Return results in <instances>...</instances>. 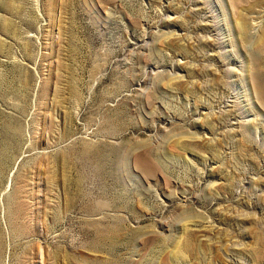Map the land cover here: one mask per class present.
<instances>
[{"label":"rangeland","instance_id":"374dc122","mask_svg":"<svg viewBox=\"0 0 264 264\" xmlns=\"http://www.w3.org/2000/svg\"><path fill=\"white\" fill-rule=\"evenodd\" d=\"M0 264H264V0H0Z\"/></svg>","mask_w":264,"mask_h":264},{"label":"bare ground","instance_id":"6f19581e","mask_svg":"<svg viewBox=\"0 0 264 264\" xmlns=\"http://www.w3.org/2000/svg\"><path fill=\"white\" fill-rule=\"evenodd\" d=\"M262 83V82H261Z\"/></svg>","mask_w":264,"mask_h":264}]
</instances>
